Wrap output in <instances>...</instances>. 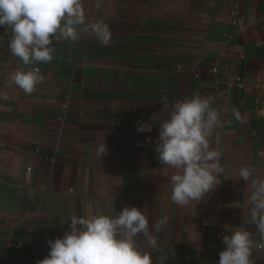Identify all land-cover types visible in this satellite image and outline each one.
Returning a JSON list of instances; mask_svg holds the SVG:
<instances>
[{
	"label": "crops",
	"instance_id": "obj_1",
	"mask_svg": "<svg viewBox=\"0 0 264 264\" xmlns=\"http://www.w3.org/2000/svg\"><path fill=\"white\" fill-rule=\"evenodd\" d=\"M82 5L89 21L109 26L108 44L81 32L74 43L54 42L50 63L24 66L8 49L10 30L0 42V264H37L73 215L114 216L126 206L145 210L150 230L167 220L157 247L143 245L153 264H217L225 224L252 232L253 264H264V241L244 222L248 182L236 174L247 165L264 176V0ZM17 68L43 77L32 93L10 79ZM194 94L220 110L210 146L224 172L200 202L179 206L173 170L155 151L159 123L139 133L137 122L165 119V103Z\"/></svg>",
	"mask_w": 264,
	"mask_h": 264
},
{
	"label": "clouds",
	"instance_id": "obj_2",
	"mask_svg": "<svg viewBox=\"0 0 264 264\" xmlns=\"http://www.w3.org/2000/svg\"><path fill=\"white\" fill-rule=\"evenodd\" d=\"M0 27L11 31L8 49L22 65L50 63L54 42H76L81 32L92 34L101 44L112 38L109 26L102 20L89 21L82 0H0ZM13 83L26 94L33 92L43 77L35 70L17 68L11 75ZM165 119L153 113L149 121L137 122V132H152L158 122L155 140L159 163L173 172L167 177L171 185L170 199L179 206L200 202L217 186L224 172L221 153L210 146V137L220 127V110L212 100L199 94L175 100ZM237 121L241 114L234 110ZM107 144L98 142L95 154L107 155ZM238 180L247 181L243 204L244 222L255 225L264 241V176L254 174L247 165L237 171ZM241 204L230 205L240 206ZM69 230L55 239H48L47 256L37 264H153L151 252L157 247L158 233L166 218L158 219L149 228L145 210L126 206L116 215L99 213L92 216L73 215L67 222ZM224 249L217 264H253V234L243 225H224ZM143 240H140V236ZM167 259L162 257L160 264Z\"/></svg>",
	"mask_w": 264,
	"mask_h": 264
},
{
	"label": "built area",
	"instance_id": "obj_3",
	"mask_svg": "<svg viewBox=\"0 0 264 264\" xmlns=\"http://www.w3.org/2000/svg\"><path fill=\"white\" fill-rule=\"evenodd\" d=\"M8 30V29H5L3 27H0V42L3 41V36H4V32ZM31 172H32V168L31 167H28L26 169V176L29 177L31 175Z\"/></svg>",
	"mask_w": 264,
	"mask_h": 264
}]
</instances>
